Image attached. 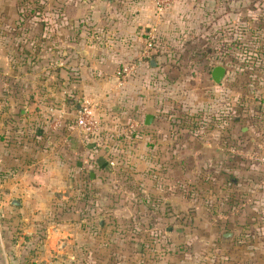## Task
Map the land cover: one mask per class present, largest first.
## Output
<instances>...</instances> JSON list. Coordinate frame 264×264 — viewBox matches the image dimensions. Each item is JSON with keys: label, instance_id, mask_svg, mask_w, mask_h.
<instances>
[{"label": "rangeland", "instance_id": "obj_1", "mask_svg": "<svg viewBox=\"0 0 264 264\" xmlns=\"http://www.w3.org/2000/svg\"><path fill=\"white\" fill-rule=\"evenodd\" d=\"M150 1L156 14L175 7L179 30L191 18L213 30L194 48L180 32L181 57L146 76L159 125L144 168L132 118L94 112L101 129L76 140L54 128L59 59L81 48L67 42L65 16L82 0H16L0 22L13 72L0 75L1 153L12 157L0 170V233L30 241L33 264H264V0H170L160 12ZM216 65L226 67L220 85ZM43 123L47 140L33 136Z\"/></svg>", "mask_w": 264, "mask_h": 264}, {"label": "crops", "instance_id": "obj_2", "mask_svg": "<svg viewBox=\"0 0 264 264\" xmlns=\"http://www.w3.org/2000/svg\"><path fill=\"white\" fill-rule=\"evenodd\" d=\"M15 2L16 0H0V22L15 13ZM72 2L70 14L63 12L66 14L65 18L69 20V26L65 29L73 32L71 40H67V42L74 46L79 41L81 48L77 50L78 59L77 54L73 57L74 59H59V93L60 91L63 92L59 94L61 103L59 113L54 114L56 127H53L59 126V133L63 135L62 138L71 137V140H76L78 138L76 132L79 133V131L70 124L71 122H64L67 118H72L75 121V111L80 106L81 99L83 97L90 99L95 108L94 112H100L101 116L105 118L114 119L115 116L112 117L111 114L117 112L126 120L133 119L134 122H126L129 124L126 130L128 128H136L137 130L135 136H131L138 146V151H135L134 154L137 157L138 166L144 168L147 166V157L152 152L148 151L146 145L150 140L155 139L157 134L155 128L159 125L155 119V111L158 110L159 102L154 98L156 91L150 81H146V76L162 70L161 63L169 66L171 59L181 57L185 48L179 45L182 39L179 36L180 32L185 37L183 41L186 42L185 46L189 48L191 45L190 47L194 48L195 42H205L208 39L206 34H209L213 27L212 25L208 26V24L207 28L200 25L195 26L193 18H191L188 21L190 26L179 30L182 24L177 19L176 8L173 7L171 10L167 8L162 14H156L150 0H82L80 3L76 2L77 4ZM219 12H221V8L218 6L211 11L217 17ZM219 19H216L215 24L220 23ZM147 28L154 29L159 41L149 58V60L153 58L156 65L151 66L148 60V63L140 67L134 75L120 83L116 78V70L121 64L139 56L142 48L141 37ZM62 34L64 33L62 32ZM76 34L78 35L75 36ZM210 40L214 41L211 38ZM64 41L63 37L59 42ZM55 64L57 65L58 62L56 61ZM11 72L10 59L4 56L0 45V75L7 74L10 76L13 73ZM13 109L12 106L8 110L7 116L9 119L14 118L15 120ZM24 112L26 110L20 109L18 115L21 116ZM40 114L39 109H33L30 111V116L29 113L26 115L33 120L38 118L37 116ZM147 114L152 115V121L149 125L144 124ZM10 120L14 122L13 119ZM139 120H141L142 126L138 124ZM41 123L42 121H37L38 125ZM11 124L7 123V129L11 128ZM47 126V123L40 125L37 133L35 132L33 136L36 139L44 136L47 140V135L44 134ZM109 126L106 123L104 128L108 129ZM12 130L14 129L11 128L8 131L9 134ZM127 132L129 130L125 131L126 135ZM5 142L6 140H2L0 137V170L4 168L3 162L8 163V165L12 162L11 156L3 157L2 153L5 149L3 146L7 145ZM35 153L37 156L39 155L38 151ZM154 155L153 153L152 156L154 157ZM167 155L170 156L169 153ZM88 176L92 178L91 172L88 173ZM16 184L11 183L9 188L14 190ZM11 203L13 205L17 203L19 206L21 204L16 199H12ZM22 205L25 206L23 202ZM10 222L16 224V217H11ZM25 230L27 229H24V234L28 235V231ZM29 245L30 241L20 238L18 235L12 236L9 233L7 236H3L0 233V264H33L31 263L33 259L29 258L38 254L39 251L32 252Z\"/></svg>", "mask_w": 264, "mask_h": 264}, {"label": "built area", "instance_id": "obj_3", "mask_svg": "<svg viewBox=\"0 0 264 264\" xmlns=\"http://www.w3.org/2000/svg\"><path fill=\"white\" fill-rule=\"evenodd\" d=\"M170 0H155L157 11H161L166 5L168 6ZM142 48L139 56L136 59L127 61L121 64L116 70V78L120 83L125 82L129 77L134 75L137 70L142 67L151 56V53L156 45L157 36L153 28L143 33ZM94 105L90 99L82 98L80 106L75 111V127L80 133L95 134L101 129V124L94 115Z\"/></svg>", "mask_w": 264, "mask_h": 264}, {"label": "water", "instance_id": "obj_4", "mask_svg": "<svg viewBox=\"0 0 264 264\" xmlns=\"http://www.w3.org/2000/svg\"><path fill=\"white\" fill-rule=\"evenodd\" d=\"M149 63L151 66H155L156 65V62L155 60L152 58L149 60ZM226 73V67L223 66V65H216L214 66L211 71H210V78L211 80L213 81V83L215 85H220L224 75ZM152 121V115L151 114H147L146 117H145V120H144V124L145 125H149ZM231 233H225L223 234L222 238L223 240H227L228 239V236H230Z\"/></svg>", "mask_w": 264, "mask_h": 264}, {"label": "trees", "instance_id": "obj_5", "mask_svg": "<svg viewBox=\"0 0 264 264\" xmlns=\"http://www.w3.org/2000/svg\"><path fill=\"white\" fill-rule=\"evenodd\" d=\"M223 53H225L224 50H223ZM152 56H154V55H152Z\"/></svg>", "mask_w": 264, "mask_h": 264}]
</instances>
